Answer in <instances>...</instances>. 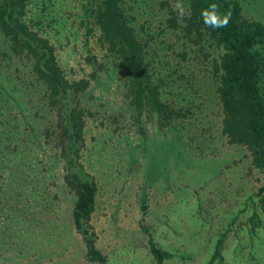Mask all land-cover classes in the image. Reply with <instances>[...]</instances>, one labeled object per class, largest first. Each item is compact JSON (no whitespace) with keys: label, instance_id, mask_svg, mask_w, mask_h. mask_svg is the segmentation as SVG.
<instances>
[{"label":"rangeland","instance_id":"1","mask_svg":"<svg viewBox=\"0 0 264 264\" xmlns=\"http://www.w3.org/2000/svg\"><path fill=\"white\" fill-rule=\"evenodd\" d=\"M51 1L53 12L45 6L54 19L48 29L58 62L69 76L90 80L80 95V104L91 113L82 163L97 184L90 222L104 264H155L142 225L158 248L174 253L162 264H205L223 233L225 264H264V217L253 231L246 222L256 208L254 193L263 172L251 165L245 147L227 144L219 135L221 116L208 72L216 49L206 44L208 55L197 53L199 43L164 23L168 6L160 2L177 14V4L184 10V1L124 0L132 23L149 39V50L157 52L150 51L151 60L159 59L157 67L168 74L167 97L191 107L185 118L189 124L161 129L153 115L133 122L111 58L100 49L96 33L83 34L78 5ZM238 2L247 17L264 19V0ZM32 3L39 10L40 0ZM48 191L46 200L57 207L37 212V225L22 229L9 212L0 211V264H99L84 259L69 199L55 201L54 185Z\"/></svg>","mask_w":264,"mask_h":264},{"label":"trees","instance_id":"2","mask_svg":"<svg viewBox=\"0 0 264 264\" xmlns=\"http://www.w3.org/2000/svg\"><path fill=\"white\" fill-rule=\"evenodd\" d=\"M71 1L78 5L84 36L96 33L97 44L111 58L133 122L147 114L154 116L158 129L189 124L185 118L191 107L167 97L168 74L157 67L159 59L151 60L150 51L157 52L149 50V39L132 23L125 1ZM183 1V17L168 2H160L168 6L164 23L199 43L197 53L207 56L206 44L216 49L208 72L221 116L219 135L227 144L245 147L251 165L263 172V183L254 193L257 209L246 221L253 231L264 217V19L247 17L239 0ZM40 3L35 10L32 0H0V211L9 212L7 217L24 225L22 229L37 225V212L57 207L45 198L54 185L55 201L69 199L70 222L83 244L84 259L104 264L106 256L96 246L90 222L97 184L82 163L91 113L80 104V95L90 80L69 76L58 62L54 33L48 29L54 19L47 16L49 7L53 12L56 6L51 0ZM213 3L221 18L231 12L226 27L205 25L201 13ZM139 203L143 213L145 202ZM141 228L155 264L174 257ZM223 236L205 264H225Z\"/></svg>","mask_w":264,"mask_h":264},{"label":"clouds","instance_id":"3","mask_svg":"<svg viewBox=\"0 0 264 264\" xmlns=\"http://www.w3.org/2000/svg\"><path fill=\"white\" fill-rule=\"evenodd\" d=\"M177 8L180 9V15L183 17V7L180 4H177ZM210 10H203L201 15L203 17L204 23L206 26L213 27V28H220L226 27L231 18V12L229 11L228 15H225L221 18L218 15V5L215 3L209 6Z\"/></svg>","mask_w":264,"mask_h":264}]
</instances>
